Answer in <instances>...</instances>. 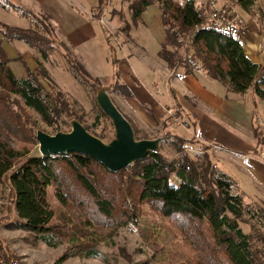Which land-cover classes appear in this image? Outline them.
<instances>
[{
    "label": "trees",
    "instance_id": "1",
    "mask_svg": "<svg viewBox=\"0 0 264 264\" xmlns=\"http://www.w3.org/2000/svg\"><path fill=\"white\" fill-rule=\"evenodd\" d=\"M122 1L135 26L148 8L159 6L165 34L159 56L171 71L185 68L188 75L202 71L229 92L246 95L253 91L264 100V66L252 61L235 37L239 27L230 5L218 6L214 0ZM229 1L252 15L257 0ZM7 3L8 0H0L3 9H8ZM109 3L110 0H99L93 11L95 19L104 18ZM218 11L225 12L230 22L224 26L207 24L209 15ZM130 27L125 23L121 28L128 37ZM42 29L12 27L0 21L2 41H21L41 57L36 58L35 70L27 67V76L18 78L0 40V187L11 193L16 212L14 227L29 235L26 241L35 247L40 242L50 246L71 243L73 246L58 264L78 256L107 263L97 249L98 240L90 236V228L98 224L117 232L121 227L134 226L145 205L173 221L198 250V260L191 264H264V204H246L235 180L212 165L209 155L195 163L183 154L186 146L195 141L168 131L164 136L168 142L172 140L169 145L181 156L180 160L169 159L160 148L116 173L84 154L42 156L37 150L31 153V146L39 145L40 130L31 114L40 118L51 135L70 132L72 121H78L106 143L115 138V131L108 125H113L111 120L97 103L96 119H92L78 101H71L54 83L44 62L60 50L74 78L89 93L96 96L101 89L85 66L73 58L70 49L59 42L54 28L45 25ZM106 89L108 93L120 94L122 86L111 84ZM133 128L137 140L149 139ZM255 132L259 147L264 144V137L259 129ZM19 142L21 146L15 147ZM52 195L61 208L52 207ZM204 224L206 235L204 229L201 231ZM190 232H196V236L190 238ZM198 241L204 245L202 252ZM9 252L0 237L1 264H11Z\"/></svg>",
    "mask_w": 264,
    "mask_h": 264
},
{
    "label": "rangeland",
    "instance_id": "2",
    "mask_svg": "<svg viewBox=\"0 0 264 264\" xmlns=\"http://www.w3.org/2000/svg\"><path fill=\"white\" fill-rule=\"evenodd\" d=\"M176 1L184 3L185 0ZM214 1H218V6H221V3L231 6L230 9L233 16H235L234 19L238 17L235 23L238 25L239 30H248L247 21L253 22L255 28L261 32L264 39V0L256 1L252 15H249L239 7L232 6L233 4H231L229 0ZM98 2L99 0H44V3H41L39 0H8V9H3L0 6V21L12 27L29 28L32 26L40 31L43 30L42 27L45 25H51L54 28L59 42L65 44L70 49L73 58H77L78 61L85 66L91 78L96 83H99L101 88L109 87L112 79H114L115 82V79L118 78L115 70L124 64L130 65L132 70L136 73L134 79L136 85L138 87H145L146 83L144 80L146 79L149 84V80L152 77L145 66V61L142 62L135 54L139 53L140 50L144 51V49H139V47L142 46L149 50L152 55L151 57L158 58L161 63L165 64L159 56L160 51L156 53L153 52L160 47V43L165 38L160 23L161 10L159 6L153 5L148 8L139 25L135 26L131 19L129 8L126 3L124 6L122 0H110L107 6L108 8L106 7L107 9H105V11H107L104 18L101 21L95 19L93 11L98 6ZM12 5L15 6L13 7ZM28 11H32V13H27ZM143 21L144 23H142ZM125 23H129L131 26L128 32L133 40L127 36L128 33L121 31V28L125 27ZM152 36L156 37L155 39L159 43H157ZM2 37L0 33L1 41L3 40ZM252 38L254 37L252 36ZM2 42L5 44L4 46L6 49L3 46L4 50L11 59L10 67L18 78H25L27 76V67L31 69L37 67L35 62L36 58L41 60V57L30 46L21 41H14L12 43L7 41ZM135 47H137L136 51L134 50ZM180 52L181 54L184 53L182 51ZM153 58L150 59L153 60ZM124 60H126V62ZM44 65L49 71L54 83L68 94L69 99L71 101H78L80 107L90 114L92 119H96L97 112L95 110H97V106L95 103H97V93L96 96H94L93 93H89L85 87L74 78L62 51L59 50L53 54L50 57V61L44 62ZM175 72L177 75H183L182 77L188 76L185 68H179ZM209 81L213 82L211 80ZM156 82L157 80L155 79L154 83ZM168 83L169 81L166 78V80L162 81L161 86H158V90L162 91L164 89L161 87H165V92H167V90L170 89ZM213 84L216 86L222 85L219 82H213ZM142 88L143 87H140V89ZM126 91L127 90L124 89L122 90L123 93ZM147 92L149 93L148 87ZM152 94L157 95L153 90ZM109 95L119 107L116 96L111 93H109ZM227 95L231 98V94L228 93ZM171 96L173 97L172 94ZM239 96L245 97L246 102H237L238 100H234L235 102L232 103V106L235 108L234 111L237 114V120H234L231 125L227 123L229 121H219V124L226 128L233 127L235 131L239 132V130L245 129L243 127L252 129L259 125V120L264 122V100L256 97L253 91H250L246 95ZM144 107L147 111H150V108L154 111L152 105L144 104ZM119 109L121 108L119 107ZM169 111L170 109L164 111V114L169 116L173 121L175 115H171ZM133 114H135L134 120L136 123L132 122L128 116L125 115V117L131 124L134 123L138 127L141 132L140 136H145L149 139L162 138L163 140L160 143V148L163 153L171 160H180L179 158L181 156L175 154L171 145H169L172 140L168 142V139L164 136V134L167 135L169 131V129L164 127V123L160 122L157 124L155 119L144 118V116L140 114L139 116L137 113ZM30 117L38 123L40 130L52 134L50 129L44 125L37 115L31 114ZM179 121V125H176L177 122H174L172 129L174 133L179 134V136L183 135L190 141H195V143H190L189 146L187 145L183 152V154L187 155L190 160L195 163L202 162L205 156L208 155V147H206L205 144L197 142L199 136L203 135V133L205 138L206 135L210 137L212 143L220 145L222 150L229 149V151H231L230 153L236 154L235 151L238 150L239 146L227 141V133L224 134L225 132H220L217 129L216 131H207L209 134H206V131H200V126L197 123L195 124V120L186 117V115H180ZM183 123H187L188 127L184 128L185 126H182ZM108 125L115 131L113 125L111 126L109 123ZM216 127L218 128V125ZM185 130H187V132L182 133V131ZM195 135H198V138ZM20 144L22 143H16L15 147L19 148L21 146ZM26 145L29 146L28 144ZM31 147L33 148L32 154L36 150L39 152V145ZM212 152L214 155L215 152ZM210 160L212 165L229 175L235 181H241L242 175L238 173L235 164L233 165L223 159L220 161L213 157L210 158ZM252 184H254V181L249 178V181L245 182V185L248 186L245 190H249ZM262 189L263 187H260L259 191ZM253 191L256 192L258 190L254 188ZM244 198L246 204L252 202V194H248L244 196ZM11 199L12 196L10 191L1 190L0 187V237L4 246L8 247L10 250L9 255H12V261L16 260L18 264H58L59 259L73 245L71 243H55L53 246H50L44 242H40L38 246L35 247L29 244L26 241L29 235L24 230H18L14 227L16 224V212ZM50 201L52 207L56 210L61 208L53 195ZM74 213L79 215L80 212L75 209ZM137 220L138 222L136 225L126 228L121 227L117 232H112L111 228L100 227L98 224H94V226L90 228V236L98 240L96 244L97 249L104 254L107 263L99 259H89L84 256H78L70 258L62 264L196 263L197 256L199 255L198 250L186 239L173 221L164 218L157 211L145 205L141 207V213ZM243 226L249 231L250 228L248 226ZM202 230L206 235V224L203 225L201 231ZM190 233V238L196 236V232ZM198 242L199 250L202 252L204 245L201 241Z\"/></svg>",
    "mask_w": 264,
    "mask_h": 264
},
{
    "label": "crops",
    "instance_id": "3",
    "mask_svg": "<svg viewBox=\"0 0 264 264\" xmlns=\"http://www.w3.org/2000/svg\"><path fill=\"white\" fill-rule=\"evenodd\" d=\"M39 1L44 3V0ZM247 25L248 30H236L235 37L242 43L249 58L255 63L264 66V39L261 32L255 28L253 22L247 21ZM252 36L254 38H252ZM153 38L155 39L156 37ZM130 39L133 40L132 36H130ZM156 42L159 43L158 41ZM4 45L5 44H3V46ZM140 48L144 49L145 52L140 50L139 53L135 54L142 62L145 61V66L151 73L152 78H150L149 84L145 79V87L140 86L143 87L140 89L134 81L136 73L132 70L130 65L124 64L123 66L118 67V69L116 68L115 73L118 78L115 79V82L114 79H112L109 84L118 83L122 86L120 94L114 91L109 92L116 96L121 109H119L113 101L116 107L124 116H128L134 123L136 122L134 120L135 114L133 113H137L138 115L140 114L144 116V118L155 119L157 124L160 122L164 123V127L173 133L172 126L174 122H177L176 125L180 124V115H186V117L195 120V124L197 123L200 126V131H206V134H209L207 131H216L217 129L220 132H225L224 134L227 133V141L239 146L238 150L235 151L236 154L230 153L231 151H229V149L222 150L220 145L212 143L210 137L206 135L205 138L204 133L199 136L197 142L205 144L206 147H208L207 153L209 158L213 157L220 161L223 159L233 165L235 164L238 173L242 175L241 181H235L240 193L244 196L252 194L251 203L264 204V144L258 147V140L255 132L256 128L259 129L263 137L264 122L259 120V125L252 129L243 127L245 129L239 130V132L235 131V128L233 127L227 126L228 128H226L219 124V121H229L227 123L231 125L234 120H237V114L234 111L235 108L232 106V103L235 102L234 100L245 103V97L228 92V89L222 85H214L213 82H218L209 78L202 71H196L194 74L186 77H182L183 75H177V73L171 71L166 64L161 63L158 58L151 57L152 55L149 50L142 46H140L139 49ZM134 50L136 51L137 47H135ZM160 50L159 47L153 52L156 53ZM150 58H153V60ZM124 61L126 62V60ZM36 68L33 67V70ZM166 78L169 81L168 86H170L171 90L168 89L167 92H165V87H161L164 89L162 91L158 90V86H161L162 81L166 80ZM155 79L157 80L156 83H154ZM208 79L213 82H210ZM147 87L149 93L147 92ZM123 89L127 91L123 93ZM152 90L155 91L157 95H153ZM228 93L231 94V98L227 95ZM144 104L152 105L154 111L151 108L150 111H147ZM168 109L174 110L175 119L173 121L169 116L164 114V111H167ZM134 123L132 125L138 129ZM217 125L218 128L216 127ZM182 126H185L184 128L188 127L187 123H183ZM184 132H187V130L182 131V133ZM180 136L184 137L183 135ZM195 136L198 138V135ZM255 150L257 151L255 152ZM212 151L215 152L214 155ZM248 177L254 181V184L249 187V190H245V188L248 187L245 185V182L249 181ZM260 187H263L261 191H259ZM254 188L258 191L254 192Z\"/></svg>",
    "mask_w": 264,
    "mask_h": 264
},
{
    "label": "water",
    "instance_id": "4",
    "mask_svg": "<svg viewBox=\"0 0 264 264\" xmlns=\"http://www.w3.org/2000/svg\"><path fill=\"white\" fill-rule=\"evenodd\" d=\"M97 103L112 121L115 129L114 140L106 143L89 133L80 122L72 121V129L68 133L51 135L43 130L37 131L41 155L84 154L116 173L145 159L150 152L156 153L160 150L162 138L136 139L133 126L116 107L106 88L98 90Z\"/></svg>",
    "mask_w": 264,
    "mask_h": 264
},
{
    "label": "built area",
    "instance_id": "5",
    "mask_svg": "<svg viewBox=\"0 0 264 264\" xmlns=\"http://www.w3.org/2000/svg\"><path fill=\"white\" fill-rule=\"evenodd\" d=\"M238 20V17H236L234 19V22H236ZM228 22H230V20L227 18L225 12L223 11H218L216 13H213L211 15H209L208 19H207V24H217L219 26H224L226 25ZM172 114H174V110H170L169 111ZM11 264H17L15 261H12Z\"/></svg>",
    "mask_w": 264,
    "mask_h": 264
}]
</instances>
